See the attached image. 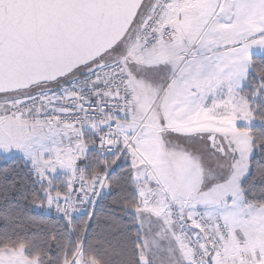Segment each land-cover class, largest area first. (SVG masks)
Wrapping results in <instances>:
<instances>
[{
  "label": "snow or ice",
  "instance_id": "1",
  "mask_svg": "<svg viewBox=\"0 0 264 264\" xmlns=\"http://www.w3.org/2000/svg\"><path fill=\"white\" fill-rule=\"evenodd\" d=\"M0 264H264V0H0Z\"/></svg>",
  "mask_w": 264,
  "mask_h": 264
}]
</instances>
